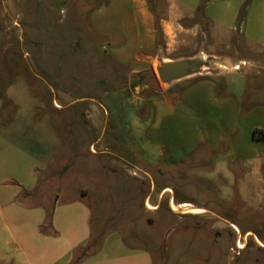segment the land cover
Here are the masks:
<instances>
[{
    "label": "rangeland",
    "instance_id": "obj_1",
    "mask_svg": "<svg viewBox=\"0 0 264 264\" xmlns=\"http://www.w3.org/2000/svg\"><path fill=\"white\" fill-rule=\"evenodd\" d=\"M90 4L0 0V264H70L94 238L80 264H264V0H151L181 29L130 76ZM182 59L203 69L173 92L206 95L181 101L150 163L114 105L137 110Z\"/></svg>",
    "mask_w": 264,
    "mask_h": 264
},
{
    "label": "crops",
    "instance_id": "obj_2",
    "mask_svg": "<svg viewBox=\"0 0 264 264\" xmlns=\"http://www.w3.org/2000/svg\"><path fill=\"white\" fill-rule=\"evenodd\" d=\"M52 1L57 5L66 6V4L72 2L73 0ZM150 4L151 0H109L107 4L93 9L88 14V21L91 28L98 35L104 37L105 43L109 45L106 49L104 46V50H111L110 56L115 61L116 65L120 67H128L130 69L129 76L146 70L147 67L145 66V63H148V59H152L154 53L155 56H157L156 47L158 48L160 46L159 41L163 39V37L164 39H167L168 37L169 41H167L165 45L166 47H169L173 42L171 38L173 39L174 36L176 37L177 30L181 29L180 25L177 26L175 21L167 15L166 12L163 14L162 11L161 13H156ZM156 17L160 19L159 23L162 31L160 37H158L156 33ZM190 77L194 76H187L182 79L166 83L164 86H160V91L154 89L151 91L152 93L145 98L141 99L140 97H136L138 99L137 110L132 109L131 111L125 113L122 110H118V105L117 107L114 105L116 110L115 115L117 116L116 130L119 126H123L126 130H129L133 143L135 145L138 144L141 148L147 150L146 160L150 163H155L157 160L156 158L161 155L160 149L157 148V143L161 140V134L159 133L161 129L166 127V130L168 128L167 123L170 118L175 116L180 118L182 117L183 105L181 101L192 105L195 103L194 101L197 97L198 101H201L206 95L201 94L200 90L196 94H178L173 92L176 89L180 90L179 85L183 83L184 79H188ZM139 85L140 83H137L136 85L134 84L133 88ZM127 89H129L130 93L133 92L130 89V86L119 91L123 93ZM210 91L211 94H208V97L213 101H218V99L214 98L215 96L212 94V90ZM127 99L129 98L126 97V100ZM228 101L229 100L227 99L223 100L221 107L224 111H230L232 109L231 104ZM213 104L216 106L215 103ZM145 111H147V118L145 121H142L140 119V114ZM177 117L173 121L177 122ZM145 126H148L146 127V134L143 132ZM219 129V125H217V128L215 129L210 128V135L214 136L212 140L216 141L221 136H224L225 133L229 132L227 129H225V131H223V129H220L219 131ZM196 139L198 138L196 137ZM130 161L134 162L133 160ZM30 185L32 184H29V186ZM32 187L33 185L28 188L31 189ZM182 203L186 202H179V204ZM4 228L6 230L7 226ZM116 242L117 243L113 246H117V249H122V243L119 240H116ZM259 242L261 243V241ZM75 248L76 246L70 247V249L65 251L62 262L69 260L70 254ZM104 255L106 254L104 253L96 256V260L94 261L101 259ZM84 264H92V261L90 260Z\"/></svg>",
    "mask_w": 264,
    "mask_h": 264
},
{
    "label": "water",
    "instance_id": "obj_3",
    "mask_svg": "<svg viewBox=\"0 0 264 264\" xmlns=\"http://www.w3.org/2000/svg\"><path fill=\"white\" fill-rule=\"evenodd\" d=\"M202 69V66L196 64L194 61L182 59L163 63L157 67V74L162 82L169 83L190 76Z\"/></svg>",
    "mask_w": 264,
    "mask_h": 264
},
{
    "label": "trees",
    "instance_id": "obj_4",
    "mask_svg": "<svg viewBox=\"0 0 264 264\" xmlns=\"http://www.w3.org/2000/svg\"><path fill=\"white\" fill-rule=\"evenodd\" d=\"M88 1H90V3H91L90 5H92V8L90 9V11H92L93 9L99 8L102 5L107 4L109 0H88ZM155 21H156V24H155L156 33H157L158 37H160L161 36V32H162L161 31V27H160V23H159L160 19L156 17ZM153 75H154L155 81L158 83L157 77L155 76V74H153ZM200 78H206V77H199V78H196V79H200ZM137 83L142 84V80L140 81V79H137V80L134 81L133 84H137ZM257 131H259V130H255V133ZM261 134L262 135L260 137L264 138V132L263 131H261ZM97 246H98L97 238L96 239L94 238L92 240L91 244H88L86 247H84L82 252H81V254L76 256L75 259H73V261L70 262V264H80L87 257V255L90 252L94 253L98 249Z\"/></svg>",
    "mask_w": 264,
    "mask_h": 264
},
{
    "label": "bare ground",
    "instance_id": "obj_5",
    "mask_svg": "<svg viewBox=\"0 0 264 264\" xmlns=\"http://www.w3.org/2000/svg\"><path fill=\"white\" fill-rule=\"evenodd\" d=\"M172 206L174 207V205L172 204ZM152 207V206H151ZM153 208V207H152ZM175 208V207H174ZM187 210V212H192V213H199V212H201L202 211V209H200V208H196V207H190L189 209H186ZM241 246V248H243V247H245V245L243 246V245H240Z\"/></svg>",
    "mask_w": 264,
    "mask_h": 264
},
{
    "label": "built area",
    "instance_id": "obj_6",
    "mask_svg": "<svg viewBox=\"0 0 264 264\" xmlns=\"http://www.w3.org/2000/svg\"><path fill=\"white\" fill-rule=\"evenodd\" d=\"M240 245L244 246V244L239 241V243L237 244L238 250L242 249Z\"/></svg>",
    "mask_w": 264,
    "mask_h": 264
}]
</instances>
